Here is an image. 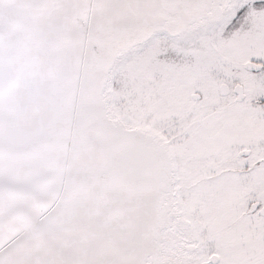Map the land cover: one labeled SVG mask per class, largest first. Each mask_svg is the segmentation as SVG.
<instances>
[{
	"label": "snow or ice",
	"instance_id": "1",
	"mask_svg": "<svg viewBox=\"0 0 264 264\" xmlns=\"http://www.w3.org/2000/svg\"><path fill=\"white\" fill-rule=\"evenodd\" d=\"M0 264H264V0H0Z\"/></svg>",
	"mask_w": 264,
	"mask_h": 264
}]
</instances>
